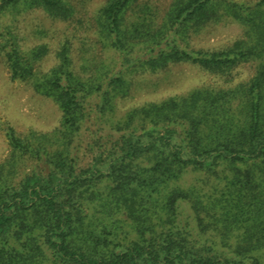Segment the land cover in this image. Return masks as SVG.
<instances>
[{
	"label": "trees",
	"instance_id": "16d2710c",
	"mask_svg": "<svg viewBox=\"0 0 264 264\" xmlns=\"http://www.w3.org/2000/svg\"><path fill=\"white\" fill-rule=\"evenodd\" d=\"M136 1L107 0L99 26L127 53V36L141 35L144 68L192 60L224 74L251 61L255 73L142 103L116 120L115 99L128 84L122 72L100 75L96 88L107 79V89L96 109L100 119L110 115L111 132H94L83 161L77 142L95 86L77 79L62 52L34 79L62 110L60 125L23 136L5 126L0 264H264V0H171L156 30L128 25ZM21 4L72 14L69 0H0V11ZM223 15L244 25L245 40L212 51L178 41ZM0 35L12 77L31 76L17 42ZM187 172L196 181L184 184Z\"/></svg>",
	"mask_w": 264,
	"mask_h": 264
},
{
	"label": "rangeland",
	"instance_id": "374dc122",
	"mask_svg": "<svg viewBox=\"0 0 264 264\" xmlns=\"http://www.w3.org/2000/svg\"><path fill=\"white\" fill-rule=\"evenodd\" d=\"M107 0H69L72 14L69 17L55 16L40 6L9 7L0 11V33L15 40L20 53L32 63V75L12 77V70L0 35V162L11 151L5 126L11 125L17 134L25 135L31 130L50 132L60 125L62 110L46 94L38 91L35 78L49 73L61 61L62 52L67 53L69 68L78 80L95 86L90 97L91 117L84 124L79 155L86 161L91 155L87 143L94 132L108 134L111 118H122L132 107L148 101L186 94L194 88L211 86L227 88L248 80L256 71L255 63L243 61L230 72L211 71L192 60H174L156 69L141 63L146 58L143 43L138 35H128L130 48L124 52L115 48L100 30L99 9ZM171 0H137L126 13L128 25L138 23L141 29L156 30L161 24ZM244 25L230 16H220L198 33L187 35L178 41L188 50H220L236 41L246 39ZM189 36V37H188ZM134 37V38H133ZM179 37V36H178ZM11 40V41H12ZM126 44V45H127ZM133 48H132V47ZM124 73V93L115 99V112L110 118L100 119L96 104L107 89V79L98 86L102 74ZM100 84V82H99ZM114 136L119 133L113 132ZM31 163V162H29ZM196 173L187 172L184 184L196 181ZM198 181V180H197Z\"/></svg>",
	"mask_w": 264,
	"mask_h": 264
}]
</instances>
